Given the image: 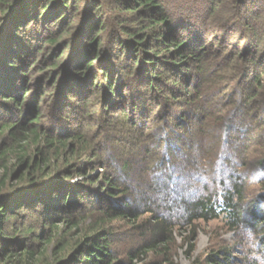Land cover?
Listing matches in <instances>:
<instances>
[{"label": "trees", "instance_id": "obj_1", "mask_svg": "<svg viewBox=\"0 0 264 264\" xmlns=\"http://www.w3.org/2000/svg\"><path fill=\"white\" fill-rule=\"evenodd\" d=\"M175 2L0 0V264H112L114 221L134 223L146 211L154 212L150 237L129 260L151 250L167 256L174 226L162 209L170 204L146 202L173 181L166 173L161 187L145 182L165 163L145 144L159 127L169 151L192 141L182 160L168 159L171 173L228 171L214 193L182 202L185 235L222 211L230 223L264 227L256 214L264 202V0H200L201 19H224L225 29L196 44L192 12L174 16ZM27 51L42 55L25 63ZM35 69L43 70L37 78ZM184 108L199 124L193 131ZM244 126L257 134L236 142ZM141 149L147 155L136 157ZM133 186L145 190L133 198ZM229 256L225 248L206 259L226 264Z\"/></svg>", "mask_w": 264, "mask_h": 264}, {"label": "rangeland", "instance_id": "obj_2", "mask_svg": "<svg viewBox=\"0 0 264 264\" xmlns=\"http://www.w3.org/2000/svg\"><path fill=\"white\" fill-rule=\"evenodd\" d=\"M199 1L200 0H177L178 3L175 2V4H177L175 5L176 14L174 16H185L187 15L188 10L192 12L190 20L186 21L192 25V28H190L194 30V35H201L199 40L195 39L196 37L191 38L193 44H196V42L200 40H208L210 37L209 35H211L215 29H225V27H223L225 23L224 19L218 20L214 23L210 22L208 24L205 20L201 19L200 7L202 2ZM170 2L171 1H168V4ZM260 9L264 10V6L261 5ZM32 25L33 24L31 23L28 28H30ZM40 55H42V52L36 54L34 57L33 53L27 51L25 54H23L22 58H25V63H32L35 58ZM123 64L126 65L127 61H123ZM42 71L43 70L41 69H35V72L32 74V76L37 78L39 74L42 73ZM184 110H186L185 114L188 116L191 115V111L189 109L184 108ZM146 112L147 110L145 111L144 116L146 115ZM144 116L141 115V117H138V119L142 120ZM187 120V123L190 124L191 131L196 129V127H199L195 116H190L187 118ZM192 126H195V128ZM162 129V127H159L157 128L156 132L153 131L151 138H148L145 141V144L150 148V150H152V154L155 153L161 158L164 156L163 159L165 161V165L163 164L161 167L158 166V164H155L152 168V176H149V179L146 178L145 182L147 183L150 181H156L158 187H161L160 185H162V182L164 181V174L166 173L171 174L173 181L170 179L168 181V187H165L164 189L158 188V190H155V192H149L148 194L150 197L156 195V198H151L150 201L147 199L146 202H149V205H152V208H155L156 206L159 208V206L163 205L165 203L164 201L166 200L168 201V204H170V207H168L169 212L162 209V213H165L167 221L172 223V226H174L172 241L169 243L170 250L167 256L158 254L160 251L158 252L151 250L142 256V260L136 262L135 260H129L130 250L134 249L136 246L140 245L139 243H142L144 240H147L150 237V233H147L146 230L148 227H152L154 224V212L146 211L142 213L134 223H128L127 221L120 220L114 221L115 229L111 235V250L112 253H114L118 258L112 264H144L154 260H163L165 257L167 258L164 260V264H195V262L198 261L202 262V264H209L206 259L207 256L216 250L222 251V249L225 248H228L230 252V256L226 264H264V227L257 229L253 225L250 226L242 222H239L237 225L235 223H230L225 211H222L218 217L209 219L207 221H193L196 227L195 236L193 233H190L191 236L190 234L185 235L187 232L185 233L184 227L187 226L186 220L189 217V213L182 202L184 200L192 201L191 199L195 196L197 197L198 195H203L205 193H214L215 188H221V180L223 176H226L228 171L222 167L221 173L213 172L212 177L197 176L195 174L183 176L178 175L181 174L178 172L171 173V162L167 163V161H169L168 159L171 161V158L174 157L175 159L179 158L182 160L186 155L183 153L182 149H189L188 147L190 144H192V141L188 139V141L181 143L182 149L177 147V149H174L175 152L172 150L169 151L168 148L165 147V142L163 141L162 143V141H159V135L162 133ZM256 130V128H251L249 126L239 127V130L236 132V142L245 137H249L248 141H250L257 134ZM143 133L148 134L149 131L144 130ZM189 134L190 133L187 134L185 132L184 135L186 137ZM261 138H264V135H262ZM113 152L115 153L116 149L113 150ZM169 152H173V155ZM144 155L147 154H145V152L141 149L137 153L136 157H142ZM133 177L135 178L134 175L131 178ZM144 190L145 189L140 186H133L131 190L133 193H131V196L133 198L135 196L137 197L139 192H143ZM254 191L257 192L255 189ZM151 202L153 204H151ZM141 204L139 202L137 206H141ZM258 204L259 205L256 209V214L259 216L264 215V202H259ZM249 216L250 215L248 213H244L243 219H248ZM30 218L32 222L39 220L34 216H30ZM141 230H145L146 233L142 235ZM191 241H193L194 244L192 251L189 250V243ZM2 261H4V258L0 260V262Z\"/></svg>", "mask_w": 264, "mask_h": 264}]
</instances>
